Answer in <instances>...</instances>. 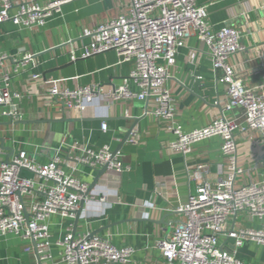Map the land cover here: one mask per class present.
Returning <instances> with one entry per match:
<instances>
[{
    "label": "crops",
    "instance_id": "crops-1",
    "mask_svg": "<svg viewBox=\"0 0 264 264\" xmlns=\"http://www.w3.org/2000/svg\"><path fill=\"white\" fill-rule=\"evenodd\" d=\"M196 2L206 7L207 21L213 29L233 26L240 31L245 50L233 59L238 77L247 87L261 89L264 0ZM121 12L117 0H72L60 6L42 27L29 31L11 22L0 24V55L8 57L0 63V85L2 76L8 74L11 90L21 96L11 107L20 112L23 122L9 126L11 121L0 114V138L5 140L4 146L14 149V154L24 150L38 164L48 162L57 149L67 162L79 147L107 145L115 150L134 126L135 140L126 142L119 151L126 170L119 175L108 171L98 181L83 202L75 234L97 232L98 236L109 237L115 246L133 248L134 254L126 264H166L155 243L166 238L183 219L173 210L187 202L197 184L205 179L215 180L217 165L224 163L222 140L214 137L199 142L184 158L168 149L173 135L164 122L151 115L154 107L151 100L111 103L101 97L124 85L131 64H118L114 51L70 60V47L79 56L81 45L89 42L81 37L84 29L94 28ZM26 54L38 56L32 64L14 72L16 62ZM34 75L40 78L34 80ZM129 85L138 92L132 82ZM52 86L70 89L92 86L99 88L101 94L96 92L83 112L67 110L50 96ZM165 86L174 99L176 120L186 132L211 122L227 101V86L221 82L220 72L213 70L204 45L195 36L178 50ZM135 119L139 121L134 123ZM102 123L107 124L106 131L101 130ZM236 145L237 165L245 172L242 181L264 179L263 136L258 132L237 134ZM7 154L0 149V162H4ZM21 175L35 179L27 171ZM74 175L89 186L95 172L79 167ZM73 221L53 216L52 240H58L68 229L73 231ZM259 226L260 222L245 212H239L228 222L230 228ZM232 243L220 240L222 246L230 247ZM28 245L12 234L0 236V264H37L33 250L24 251ZM51 252L54 260L59 261L60 249L52 247ZM235 256L251 264H264V247L246 242L236 249Z\"/></svg>",
    "mask_w": 264,
    "mask_h": 264
},
{
    "label": "built area",
    "instance_id": "built-area-1",
    "mask_svg": "<svg viewBox=\"0 0 264 264\" xmlns=\"http://www.w3.org/2000/svg\"><path fill=\"white\" fill-rule=\"evenodd\" d=\"M72 0H0V24L11 22L24 29L42 27L65 3ZM122 12L94 28L84 29L82 38L87 44L80 47L79 56L70 47L71 61L89 58L114 51L118 64L129 63L131 70L124 85L109 90L107 94L92 86L66 88L52 86L49 94L59 101L63 109L85 111L94 94L111 103L120 100H151V115L161 120L173 135L168 149L189 155L195 144L221 138V155L224 163L217 165L215 180H203L184 205L173 211L182 215L172 232L155 243V248L166 264H251L238 259L236 249L246 242L264 247V179L243 182V168L237 165V134L260 133L264 138V86L249 88L238 77L233 59L245 50L240 31L233 26L213 29L207 21L205 6L196 0H117ZM123 2V3H122ZM195 36L204 45L213 70L221 74L227 86V101L218 115L207 125L183 131L176 120L174 99L165 86L170 71L175 66L178 50ZM71 45V44H70ZM7 55H0V63ZM33 55L26 54L14 66V72L33 63ZM40 78L34 75L33 79ZM132 82L138 92L130 88ZM0 85L1 116L11 122L22 120L12 102L21 98L10 88L8 74L2 76ZM234 109L236 115L229 116ZM107 124H101L106 131ZM129 141L135 140L133 133ZM66 159L57 149L46 163L38 164L21 150L10 164L0 162V236L12 234L34 247L42 264H126L134 254L131 247L115 246L109 237L90 233L73 234L71 229L53 241L50 219L74 220L80 202L87 197L88 184L74 174L78 168L95 170L106 167V172L121 174L126 168L120 152L109 146L100 148L83 146ZM67 168L68 170H66ZM200 169V168H199ZM32 173L35 179L22 176ZM27 213V220L24 213ZM239 212L260 222L258 228L228 227V222ZM221 239L232 240V245L222 246ZM32 244V247L30 246ZM34 244V247H33ZM60 249L55 261L51 249Z\"/></svg>",
    "mask_w": 264,
    "mask_h": 264
},
{
    "label": "water",
    "instance_id": "water-1",
    "mask_svg": "<svg viewBox=\"0 0 264 264\" xmlns=\"http://www.w3.org/2000/svg\"><path fill=\"white\" fill-rule=\"evenodd\" d=\"M65 45H67V46L69 45V46H70V44H65ZM63 47H65V46H64V45H63V46H60V47H58V49H61V48H63ZM52 50H54V49H52ZM49 52H51V50L47 51L46 53H49ZM37 56H38V55H33V58H36ZM220 115H222V110H221V109H220ZM138 121H139V120L135 119V120H134V123H137ZM21 123H23V122H22V121H18V122H9L8 125H9V126H10V125H18V124H21ZM133 130H134V126L131 127V128L125 133V135H124V137L122 138L121 142L119 143L118 147L114 150L115 153H116V152H119V151H120V148H121L126 142L129 141V139H130V137H131V134L133 133ZM4 142H5V140H4L3 138H0V149L3 150V151L8 152L7 156H6L5 159H4V163H5V164H10V163H11L10 160H11L16 154H14V149H13V148H9V147L4 146ZM105 173H106V167H103V168H100V169L95 170V176H94V178H93L91 184H90L89 187H88V190H87V192H86V194H85V197H87V196L90 194V192H91V191L93 190V188L97 185L98 181L102 178V176H103ZM83 202H84V199L80 202V208H79V210H78V211L76 212V214H75V218H74V221H73V234L75 233V230H76V228H77V226H78L79 216H80V212H81V208H82ZM24 216H25V218H26V220H27L28 216H27V213H26V212L24 213ZM96 234H97V232H90L89 237L91 238V237H93V236L96 235ZM33 247H34V244H33ZM33 252H34V255H35V257H36L37 264H42L41 261H40V259H39V257H38V255H37V252H36V250H35V247H34V249H33Z\"/></svg>",
    "mask_w": 264,
    "mask_h": 264
},
{
    "label": "rangeland",
    "instance_id": "rangeland-1",
    "mask_svg": "<svg viewBox=\"0 0 264 264\" xmlns=\"http://www.w3.org/2000/svg\"><path fill=\"white\" fill-rule=\"evenodd\" d=\"M236 110L239 112V109H234V110H233V112H235V113H236ZM238 112H237V113H238ZM237 113H236V114H237Z\"/></svg>",
    "mask_w": 264,
    "mask_h": 264
}]
</instances>
